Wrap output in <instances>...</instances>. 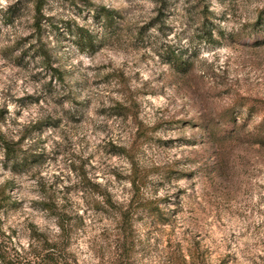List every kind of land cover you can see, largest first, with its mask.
Returning <instances> with one entry per match:
<instances>
[{
    "label": "rangeland",
    "instance_id": "1",
    "mask_svg": "<svg viewBox=\"0 0 264 264\" xmlns=\"http://www.w3.org/2000/svg\"><path fill=\"white\" fill-rule=\"evenodd\" d=\"M38 242L264 264V0H0V253Z\"/></svg>",
    "mask_w": 264,
    "mask_h": 264
},
{
    "label": "trees",
    "instance_id": "2",
    "mask_svg": "<svg viewBox=\"0 0 264 264\" xmlns=\"http://www.w3.org/2000/svg\"><path fill=\"white\" fill-rule=\"evenodd\" d=\"M172 57H176L174 54ZM178 61V60H177ZM174 67L177 65L175 62H170ZM7 156L9 159H13L16 154L15 150H10L11 148L7 147ZM12 153V156L10 155ZM59 253V249H57L56 244H47L38 242L36 246L33 247V244L30 248L29 252V264H65L61 259L60 256L57 254ZM0 258L2 259V262L4 264H21L18 261H16V258L8 257L5 258L1 253H0Z\"/></svg>",
    "mask_w": 264,
    "mask_h": 264
}]
</instances>
